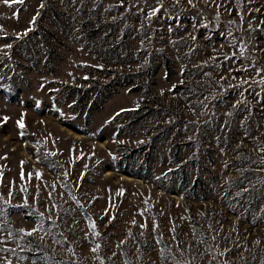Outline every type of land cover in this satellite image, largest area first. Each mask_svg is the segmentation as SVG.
Here are the masks:
<instances>
[{
  "label": "rangeland",
  "instance_id": "374dc122",
  "mask_svg": "<svg viewBox=\"0 0 264 264\" xmlns=\"http://www.w3.org/2000/svg\"><path fill=\"white\" fill-rule=\"evenodd\" d=\"M9 262L264 264V0H0Z\"/></svg>",
  "mask_w": 264,
  "mask_h": 264
},
{
  "label": "snow or ice",
  "instance_id": "6c2138e0",
  "mask_svg": "<svg viewBox=\"0 0 264 264\" xmlns=\"http://www.w3.org/2000/svg\"><path fill=\"white\" fill-rule=\"evenodd\" d=\"M3 2H4V3H8L9 0H3ZM14 2L23 3V0H14ZM34 20H35V17H33V20H32L31 22H34ZM8 47H10V45H8ZM4 119L7 120L8 118L5 117ZM18 126H19L21 129H23V128H24V124H23V122H22V121H18ZM21 135H23V132H21ZM38 175H39V174H38ZM41 215H42V214H41ZM21 231H24V230H21ZM32 231H36V230L33 229ZM27 234H28V235H31L32 232H28ZM93 251H95V249H93ZM9 264H10V262H9Z\"/></svg>",
  "mask_w": 264,
  "mask_h": 264
}]
</instances>
